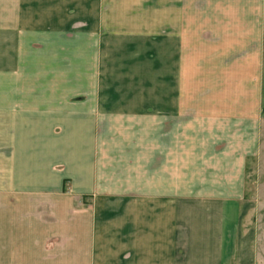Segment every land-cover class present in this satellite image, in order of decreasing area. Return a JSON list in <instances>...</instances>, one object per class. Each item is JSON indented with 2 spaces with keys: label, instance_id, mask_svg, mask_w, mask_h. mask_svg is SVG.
<instances>
[{
  "label": "crops",
  "instance_id": "1",
  "mask_svg": "<svg viewBox=\"0 0 264 264\" xmlns=\"http://www.w3.org/2000/svg\"><path fill=\"white\" fill-rule=\"evenodd\" d=\"M79 21L164 77L95 94ZM263 132L264 0H0V264H228Z\"/></svg>",
  "mask_w": 264,
  "mask_h": 264
},
{
  "label": "rangeland",
  "instance_id": "2",
  "mask_svg": "<svg viewBox=\"0 0 264 264\" xmlns=\"http://www.w3.org/2000/svg\"><path fill=\"white\" fill-rule=\"evenodd\" d=\"M67 12L63 11V14H67ZM73 27H75L76 30L71 32L69 31L63 35L65 39H68L70 36L76 39L78 50L76 61L77 63L79 62V64H77L78 79H87L85 78L87 68L89 75L94 77L95 85H97L96 82H98L99 87H94L95 94H105L103 93V89L106 87L104 88L101 86L103 81H105V84L110 87L106 88L105 91H113L112 96L130 93L143 95L148 94V86L138 88L134 87L133 85H138L139 83L143 85H149V77L145 76L144 72L148 70L151 71L156 64L158 65L157 68H159V78L160 76L164 77V55H158L155 57L138 56V66L136 65V68H139L136 69L137 73L135 72L134 76H132L133 73L126 76L123 70V65L120 67L119 65L118 67H110L113 71L105 72L104 70L109 69V67L105 68L103 64L107 65L112 62V59L117 60L120 57L101 55L102 51L107 48L103 46V40L100 38H94L93 40L90 38L87 39V36L93 34L96 35V33H98L97 35H102L103 32L101 34V28L97 27V25H88L80 21L78 24L73 25ZM134 44L135 45H133V47L142 49L145 48L146 43L141 45V41H136ZM111 46L117 45H109V47ZM150 46L151 45L147 43L146 47ZM155 47H158L159 51H164V39H159L156 42ZM121 58L123 61H126L125 66H132V68H135L133 66V62L132 65H130V61H127L130 58L133 59V57L124 56ZM87 60H89V62H86ZM139 70L142 72L140 73ZM154 73L155 72L152 74ZM249 167L250 169L247 178L246 198L241 209L242 215L240 219L241 222L239 223L238 237L236 239L237 244L236 246L232 247L231 254L227 256V258L229 257L228 264H264V132L260 153L254 161L250 162Z\"/></svg>",
  "mask_w": 264,
  "mask_h": 264
}]
</instances>
